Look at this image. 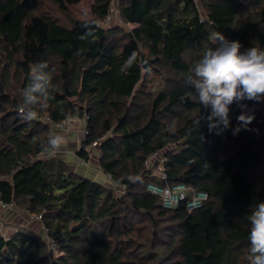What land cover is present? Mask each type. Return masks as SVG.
<instances>
[{
  "label": "trees",
  "instance_id": "1",
  "mask_svg": "<svg viewBox=\"0 0 264 264\" xmlns=\"http://www.w3.org/2000/svg\"><path fill=\"white\" fill-rule=\"evenodd\" d=\"M79 2L0 0V192L40 215L44 229V236L23 225L0 233V264H247V215L264 200V102H241L255 115L251 130L209 133L206 122L196 128L208 110L185 76L214 46V31L239 40L242 52L264 49V0H118L116 13L129 29L103 25L112 0H95L88 18L94 35L86 40L85 19L69 10ZM134 52L137 63L122 73ZM148 55L171 75L157 94L145 88ZM39 61L56 69L55 99L25 122L21 90ZM241 111L231 106L233 127ZM47 116H87L77 154L89 158L84 146L98 140L100 168L126 191L74 171L58 155L40 157V142L55 129ZM153 153L163 154L167 182L207 192L201 207L166 208L147 189L150 181L165 183L154 173L159 162H145ZM50 238L59 250L54 258Z\"/></svg>",
  "mask_w": 264,
  "mask_h": 264
},
{
  "label": "clouds",
  "instance_id": "2",
  "mask_svg": "<svg viewBox=\"0 0 264 264\" xmlns=\"http://www.w3.org/2000/svg\"><path fill=\"white\" fill-rule=\"evenodd\" d=\"M90 21L85 13L84 26L87 31L80 37L86 40L94 35ZM209 40L214 46L203 50L188 74L185 84L195 90L198 103L207 111H200L195 120L199 129L202 122L207 123L209 133L221 135L231 130L238 135L242 130H251L249 125L255 115L243 110L246 105L241 102L251 100L264 102V49L253 46L241 51L243 45L239 40H229L220 31L210 33ZM138 60L137 53H132L121 66V72L127 74ZM56 69L45 61L34 62L29 66L28 83L21 90L22 103L18 107V115L25 122L38 119L40 111L47 108L55 99ZM237 104L241 113L236 117L235 127L231 124V106ZM175 132V122L165 129ZM42 153L54 157L65 147V133L54 129L40 142ZM249 225L247 264H264V200L259 201L247 215Z\"/></svg>",
  "mask_w": 264,
  "mask_h": 264
},
{
  "label": "built area",
  "instance_id": "3",
  "mask_svg": "<svg viewBox=\"0 0 264 264\" xmlns=\"http://www.w3.org/2000/svg\"><path fill=\"white\" fill-rule=\"evenodd\" d=\"M117 2H118V0H112L111 7L108 10V14H107L104 22H110L114 19V16L116 15ZM87 118H88L87 116L80 118V119L65 118L63 120L55 121V122L52 121L48 116L45 119L50 123V125L53 128L59 129V130L69 129L75 125L76 120H79L83 126L82 127L81 142H80V147H79V148H81L82 141L84 139H86V137L88 136V129L86 128ZM84 150H85V152L88 153L89 158H84L82 156H79L77 154V151L75 153L80 164L83 166H89L91 164V158L92 157H97L99 159L102 155V150L100 148V142L98 140H95L94 142H92L90 144H86L84 146ZM39 156L44 157V158L50 157L44 153H41ZM158 156L159 155L157 153H153L150 158L146 159L145 162L147 164H150V162H154L156 160L159 162L157 167L154 169V173L157 174V176L162 181H164L165 183L160 184L156 181H150L147 184V189L151 193L161 196L162 200H163V205L166 208H175L181 202H186V206L189 210H194V209L201 207L202 204L204 203V201L208 197L207 192L201 191V190L200 191H196V190L190 191L191 188L184 183L170 184L169 182H167L168 175H167V172L165 171V168L163 165L164 158L162 157L161 159H159ZM102 172H103V175L105 176V179L107 180V182L112 183L116 187L119 194H122L126 191V185L122 184V183H117L114 180L112 173L105 172V171H102ZM12 207H14V205L12 203L5 202L3 200L2 194L0 192V208L1 209H8V208H12ZM31 217L36 218V219L41 218L40 215H32ZM0 233L2 234V232H0ZM49 244L53 248H55V249L57 248V243L53 238H50Z\"/></svg>",
  "mask_w": 264,
  "mask_h": 264
},
{
  "label": "crops",
  "instance_id": "4",
  "mask_svg": "<svg viewBox=\"0 0 264 264\" xmlns=\"http://www.w3.org/2000/svg\"><path fill=\"white\" fill-rule=\"evenodd\" d=\"M82 127V123L77 120V123H75L73 127L63 130L65 133V147L63 151L58 154V156L63 158L74 171L91 179L115 187L112 183L107 182L105 179V176L103 175L102 169L99 165V159L97 157L91 158V164L89 166H83L80 164L75 153L80 147ZM2 210H4V213L0 215L1 218L3 216L2 220L0 221V230H2V234L5 236H9L15 232L17 226L19 225L31 228L44 236V229L41 221H39V219L32 218V215H30L28 212L15 207L8 209L0 208V211ZM3 222L6 224L5 227H7L5 229L2 228L4 227Z\"/></svg>",
  "mask_w": 264,
  "mask_h": 264
},
{
  "label": "rangeland",
  "instance_id": "5",
  "mask_svg": "<svg viewBox=\"0 0 264 264\" xmlns=\"http://www.w3.org/2000/svg\"><path fill=\"white\" fill-rule=\"evenodd\" d=\"M94 3H95V0H80L79 3L69 5V10L72 11L74 13V15L76 17H79L80 19H85V13L87 14V18H93L94 14H93L92 7H93ZM46 7L49 8V9H47L48 11L52 12L54 15L56 14L57 9L55 7H53V5L51 6L50 3H46L45 8ZM45 8H44V10H45ZM116 14H118V15L116 16L115 20L110 21V22H104V20H103V21H101L102 24L110 26V25L122 23V21L119 17V13H116ZM124 27L126 29H129L128 25H124ZM147 57L148 58H155V57H152L150 55H148ZM151 65H152L151 69H143L145 74H146L145 80H144L145 88H146V91H148L149 93L157 94V92L166 85V79L168 78V77H166V75L167 76H171V75L168 73L166 74V73L162 72L161 70H159L155 61H153L151 63ZM156 68H158V69H156ZM76 123H77V120H76ZM170 147H172V146H170ZM162 153H164V152H162ZM162 153H161V155L158 156L159 159L162 158V156H163ZM3 213H4V210L0 211V215H2ZM2 218H3V216H2ZM2 218L0 216V221L2 220ZM3 226H4V227H2L3 229L7 228V227H5L6 226L5 223ZM0 232H2V230ZM48 248L50 250L49 252H50L52 258H54L55 256H57L59 254L58 248L55 249L50 244H48Z\"/></svg>",
  "mask_w": 264,
  "mask_h": 264
},
{
  "label": "water",
  "instance_id": "6",
  "mask_svg": "<svg viewBox=\"0 0 264 264\" xmlns=\"http://www.w3.org/2000/svg\"><path fill=\"white\" fill-rule=\"evenodd\" d=\"M157 58H158V57H155V58H146V61H145L144 65H143V68H144V69H151V68H152L151 63H152L153 61H155Z\"/></svg>",
  "mask_w": 264,
  "mask_h": 264
}]
</instances>
